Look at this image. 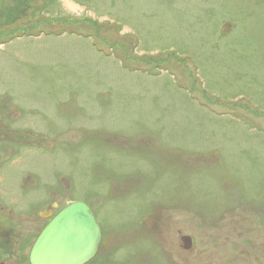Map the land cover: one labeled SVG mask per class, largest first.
<instances>
[{"label": "rangeland", "instance_id": "374dc122", "mask_svg": "<svg viewBox=\"0 0 264 264\" xmlns=\"http://www.w3.org/2000/svg\"><path fill=\"white\" fill-rule=\"evenodd\" d=\"M20 138L9 185L88 204L96 264H264V0H0Z\"/></svg>", "mask_w": 264, "mask_h": 264}, {"label": "flooded vegetation", "instance_id": "af4514ba", "mask_svg": "<svg viewBox=\"0 0 264 264\" xmlns=\"http://www.w3.org/2000/svg\"><path fill=\"white\" fill-rule=\"evenodd\" d=\"M24 130L22 127L18 133L22 136L25 134ZM23 143L25 142L20 138L15 145L0 146V175L4 176L3 186L0 185V264H31L30 253L40 234L54 217L73 203L69 201L66 205L60 204L55 197V201L44 206V201L39 196H28L24 180L26 176L22 174L18 176L14 189L9 185V165L25 153L26 146ZM27 202L33 203L36 208L27 210ZM93 212L97 219L94 210ZM99 226L102 237L98 250L94 258L85 264H96L103 254L104 236L100 223Z\"/></svg>", "mask_w": 264, "mask_h": 264}, {"label": "water", "instance_id": "95a60500", "mask_svg": "<svg viewBox=\"0 0 264 264\" xmlns=\"http://www.w3.org/2000/svg\"><path fill=\"white\" fill-rule=\"evenodd\" d=\"M101 229L90 206L84 202L68 205L45 227L30 253L31 264H85L96 255ZM184 249L193 241L183 237Z\"/></svg>", "mask_w": 264, "mask_h": 264}]
</instances>
